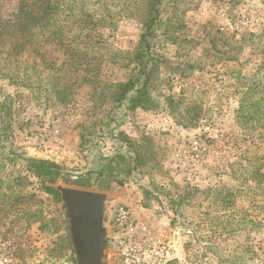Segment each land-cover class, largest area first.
<instances>
[{
    "label": "rangeland",
    "instance_id": "374dc122",
    "mask_svg": "<svg viewBox=\"0 0 264 264\" xmlns=\"http://www.w3.org/2000/svg\"><path fill=\"white\" fill-rule=\"evenodd\" d=\"M147 1H71L68 13L91 16L73 31L90 65L56 73L75 82L64 103L0 79L17 106L0 137V264H77L63 196L46 191L26 156L61 166L56 188L89 178L85 189L106 194L108 231L126 205L136 218L127 232L169 235L172 249L179 240L182 264H264V124L236 117L243 92L264 82V0H163L152 106L129 110L111 85L129 76ZM49 36L41 50L60 68L68 54Z\"/></svg>",
    "mask_w": 264,
    "mask_h": 264
},
{
    "label": "trees",
    "instance_id": "16d2710c",
    "mask_svg": "<svg viewBox=\"0 0 264 264\" xmlns=\"http://www.w3.org/2000/svg\"><path fill=\"white\" fill-rule=\"evenodd\" d=\"M71 1L77 0H0V79H6L12 85L31 90H43L46 94L53 93L62 103L65 102V98L62 97L67 91H73L75 82L65 81L62 84L57 81L60 73L63 72V67H71L70 73L72 71V74L77 76L79 71L85 67L89 68L90 65L82 59L84 55L89 56V53L80 48L83 42L81 34H73L76 29L82 31L86 28L85 25L90 22V14L84 10L78 14L73 10L68 13L67 11L72 7ZM162 1L146 2L141 37L134 50L129 76L126 81L111 85L113 98L119 105L126 103L129 110L139 107L148 109L152 106L149 88L157 58L151 52L150 40L161 22ZM11 2H14L12 8L4 6ZM65 22L72 23L71 27L66 26ZM66 31L72 35L70 39L66 37L68 34H64ZM49 33L55 37L54 39L57 38L60 46L65 47L68 54L60 68L52 63L54 67L51 66L41 50L52 40ZM38 54L41 59L37 58ZM41 64L44 70L48 71L47 77L43 75L45 71L40 69ZM94 69L98 70V68ZM93 73L97 75V72ZM83 79L89 81V78L83 77ZM0 94L2 96L0 107L5 108L4 114L0 115V137H8L14 124V119L11 118L12 110L17 106L14 98L1 93V89ZM236 117L245 128H250L255 123L264 124V82L253 83V86L243 92ZM24 159L29 171L42 180L46 191L62 198L60 190L54 186L56 181L62 178L61 166L43 158L26 156ZM73 182L84 188L91 186L90 179L85 177H79Z\"/></svg>",
    "mask_w": 264,
    "mask_h": 264
},
{
    "label": "water",
    "instance_id": "95a60500",
    "mask_svg": "<svg viewBox=\"0 0 264 264\" xmlns=\"http://www.w3.org/2000/svg\"><path fill=\"white\" fill-rule=\"evenodd\" d=\"M68 208L79 264H101L105 248L106 194L74 186H58Z\"/></svg>",
    "mask_w": 264,
    "mask_h": 264
},
{
    "label": "flooded vegetation",
    "instance_id": "af4514ba",
    "mask_svg": "<svg viewBox=\"0 0 264 264\" xmlns=\"http://www.w3.org/2000/svg\"><path fill=\"white\" fill-rule=\"evenodd\" d=\"M133 233L119 232L115 227L105 226V248L101 264H182L180 241L173 245L169 235L160 238L152 236L137 225ZM74 254L79 258L76 249ZM11 261V259H9ZM7 264V263H6ZM15 264H20V257L15 258Z\"/></svg>",
    "mask_w": 264,
    "mask_h": 264
},
{
    "label": "built area",
    "instance_id": "2783aa9c",
    "mask_svg": "<svg viewBox=\"0 0 264 264\" xmlns=\"http://www.w3.org/2000/svg\"><path fill=\"white\" fill-rule=\"evenodd\" d=\"M114 217V227L119 232H127L136 222V218L132 215L131 209L126 205H118L116 207Z\"/></svg>",
    "mask_w": 264,
    "mask_h": 264
}]
</instances>
